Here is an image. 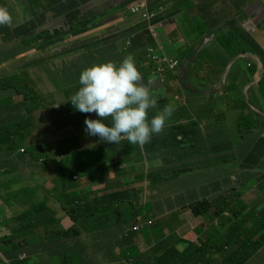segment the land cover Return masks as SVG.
Segmentation results:
<instances>
[{"label": "crops", "instance_id": "1", "mask_svg": "<svg viewBox=\"0 0 264 264\" xmlns=\"http://www.w3.org/2000/svg\"><path fill=\"white\" fill-rule=\"evenodd\" d=\"M136 1L140 0H0L12 16L10 26L0 25V228L11 235L20 233L25 240L33 235L30 250L39 257L47 252V224L32 225L29 235L27 227L17 225L25 208L17 200L7 204L3 199L25 194L29 209L40 205L42 210L57 179L53 163L80 156L89 163L114 160L105 191L77 205L88 215L112 208L91 219L107 224L68 237V243L83 246L89 264H153L152 258L165 245L174 243L183 250L187 241L213 242L234 221L221 228L222 218L196 215L192 205L203 200L215 203L223 195L231 196L228 209L247 219L246 223L241 219L243 227H259L260 219L264 221V117L250 132L242 131L249 123L247 99L259 93L256 82L261 75L251 68L259 57L253 52L234 57L222 41L234 30L264 48V0H167L165 13L152 23L131 12ZM75 17L90 19L88 30H74L50 45L37 38L40 33L69 32ZM153 43L161 54L180 60L176 70L164 74L158 90L153 84L160 75L146 55ZM205 50L221 64L207 61ZM129 54L141 73L140 83L157 100L156 107L148 110L149 120L166 105L174 108L163 132L153 134L143 147L126 139L115 144L86 135L85 119L100 118L76 110L70 101L81 86L84 69L108 61L119 66ZM13 75L30 84V97L33 90L39 93L41 107L37 100H26L20 90L6 88L3 79ZM28 102H32L29 109ZM103 122L111 126V117ZM70 177L72 182L81 181L77 190L83 196L105 184H93L84 174ZM54 208L63 211V231L72 228L74 222L65 211ZM132 226L143 228L133 233L138 236L131 233L124 238L121 234ZM155 226L161 227V238L143 234ZM38 233L44 235V245L36 238ZM8 253L15 260L13 251ZM249 264H264V245Z\"/></svg>", "mask_w": 264, "mask_h": 264}, {"label": "clouds", "instance_id": "2", "mask_svg": "<svg viewBox=\"0 0 264 264\" xmlns=\"http://www.w3.org/2000/svg\"><path fill=\"white\" fill-rule=\"evenodd\" d=\"M166 1L167 0H153V2L151 3L153 6L152 8L150 7L149 0H140L133 2L130 5V10L133 14L141 15L144 19L149 21V23H152V21L160 18L165 13L167 9ZM137 5H141L140 11H134V7ZM145 13H149V16H146ZM79 18L82 19L81 17ZM263 18H264V11H263ZM76 22L77 21L74 19L73 23ZM11 23H12V16L10 12L7 10L6 7L0 6V25L10 26ZM89 23L87 24L88 26ZM60 34L63 33H58V34L40 33L38 34L37 38H44L46 44L50 45V44H54L59 39L62 40L66 39L67 36L71 33L65 34L64 36H61ZM236 34L240 37L239 38L240 41L242 40L245 41V38L243 39V37L239 33ZM254 41L253 40L250 42L245 41L243 42V46H240L239 48H247L246 52L254 53L255 52L254 50L249 49L251 43L252 42L254 43ZM129 43H131V41H129ZM240 53L243 52L237 53L236 56L239 55ZM146 55L149 63L151 62V65L152 64L155 65L154 72H157L160 75V77L154 82V84L157 82L158 88L155 89L153 84V88L155 90H158L159 84H163L162 82L164 81V74L169 70H176L180 66V60L175 58H169L161 54V48L158 46L157 43H153L147 47ZM233 56L236 57L235 55ZM254 67L256 68L255 71H253ZM251 68L253 74H255V72L259 69L261 79L263 78L264 65L260 58L259 61L255 63L254 66ZM261 79L258 80V86H257L259 93L253 92V95L250 94L249 98L247 99V103H249L250 115L247 116L249 118V123L245 125L248 128H249V124H251V121L253 120L252 112H254V114L257 115H259L260 113L261 114L264 113V96L261 93V87H260ZM3 80L4 83H6L8 86L6 88H15L17 90H20L19 92L23 93L24 98L26 100L34 101L37 96L41 97L36 90L32 91L30 97L29 95L30 84L26 83L23 77H21V75H13ZM141 80H142L141 73L138 71L136 67L135 58L132 54L127 55L119 64V66H117L116 62L114 61H108L104 63L93 64L92 66L84 69L79 76V84L81 86L71 96L70 101L76 110L82 113H96V115L100 118V119H89V118L85 119L84 124L86 126L85 127L86 135L98 136L101 141L108 143H115V144H119L122 140L126 139L131 145L138 144L139 146L143 147L145 144L151 141L153 134L162 133L166 121L171 117L174 108L172 105H166L162 110L157 111L156 115L152 117L151 120H149L148 110L156 107L157 100L153 97L150 89L147 86L140 83ZM1 81L2 80H0V82ZM253 104H258V107L254 108ZM31 106H32V102H28V105L26 107L27 109H29ZM255 109H258V111H254ZM109 117H111V123H110L111 126L103 122L107 120ZM261 128H264V124L261 125ZM13 129L14 128H9V132H12ZM253 129L254 127L250 125V128L248 130H245V128H243L242 131L244 132V134H246L247 132H250ZM7 131L8 128H6L3 131V133H6ZM13 147L14 149H16L17 147L16 144H14ZM24 152L25 150H22V153ZM77 161L83 162V164H82V168L79 169L78 173H75L76 179L79 178L80 174H84L87 178L93 179L92 182L93 184H100L107 182L111 172V164L114 163L110 161L89 163L82 156H80V159L77 158L73 160V162H77ZM106 184L107 183L101 184V186H97V187H102V188H98L97 190H93L92 188L90 191L91 194L85 196L88 198L89 196L94 197L95 195H99L101 192L105 191ZM77 201L78 202L76 204L78 205V203H80L82 200H77ZM60 208L61 211L64 210L63 205H60ZM80 208L82 207L80 206ZM111 211L112 208H109L107 210H103V212L99 211V214H104L106 212H111ZM192 211H193V205H192ZM65 213L66 215H68L66 211ZM205 214L206 213H202L201 216ZM224 214L232 217L233 221L236 222L239 226L241 224V219L244 220L243 217L235 216L236 215L235 213H230L228 210H226ZM219 217L220 219L222 218L221 216ZM69 218L72 220L70 216ZM61 220H60V224H61ZM53 221L54 218H52V221H49L47 218V222H53ZM149 223L152 224L153 220H150ZM220 223L222 224L221 220ZM92 224L94 226L93 222ZM142 228H143L142 226L128 227L124 230V232L121 235H123L124 238H127L131 235V233L133 234L134 232H139L140 230H142ZM247 228L248 227L246 226L243 227V225H241L240 229L241 230L245 229L244 231L246 232ZM65 231L68 230H64V231L62 230V232H60V235L63 234L65 237L64 234ZM246 233L252 234V232H246ZM9 235H11L10 230L6 228H1L0 238ZM133 235L138 236L137 234H133ZM65 238L68 240L67 236ZM177 240L180 241L181 238L179 237L177 238ZM184 241L186 242V239H184ZM217 243H224V244L222 247H219L216 246ZM241 244L243 243L240 240V233L231 238L214 239L213 242H210L208 246L200 252L198 257L194 256L190 258L189 256H187L186 262H184L183 264H195L197 258L200 259V262L197 261L198 264H205V260L206 261L209 260L208 264H213L214 262H217L218 264H233L231 258L236 254L237 249L238 247L241 246ZM175 245L176 244L174 243L168 244L167 246L165 245L164 250L167 252L168 249H170L171 247L178 249ZM188 247L187 248L185 247V249H188ZM183 250H179V251H183ZM219 253L220 255H223L222 258L218 256ZM152 261L153 264H157V262H155L154 260ZM12 262L15 261L8 259L0 251V264H11ZM247 264H249V260H247Z\"/></svg>", "mask_w": 264, "mask_h": 264}, {"label": "trees", "instance_id": "3", "mask_svg": "<svg viewBox=\"0 0 264 264\" xmlns=\"http://www.w3.org/2000/svg\"><path fill=\"white\" fill-rule=\"evenodd\" d=\"M75 20L77 21L76 23H72L71 30L69 32L60 34L61 36H64L65 34L68 33H74V30L83 32L88 30V23L91 21L88 18L80 19L79 17H75ZM239 36L235 33L233 36V40H239ZM231 37L229 36V33H227L223 38L222 41L224 45L228 48H230L231 51L234 50V47L231 46ZM249 49L254 50L255 54L259 56L261 59L263 65H264V48L259 45L258 42L254 41V43H251V46ZM247 48H239L238 52H246ZM235 54V53H234ZM257 67V66H255ZM254 67V70L256 68ZM260 87H261V93L264 96V75L263 78L261 79L260 82ZM27 96V95H26ZM35 100L39 101L38 106L41 107L43 103L41 102V97L37 96ZM1 134V133H0ZM57 166L58 172H57V179L54 182V187L52 189H49V193L46 196L45 202L43 203V211L49 216V221H52V208L55 206V202L60 200L62 201V205L64 210L67 212V214L72 218L74 221L75 225L69 229L68 231H65V237H71L72 234H80L84 231L89 230L90 228L93 229H99L102 228L100 226H104L107 223L103 222L102 220H91L96 218L97 216H101L102 214H92V215H87L84 210L80 207H75L73 208L72 205L74 203H77V200H81L80 198L70 195V193L62 194L59 193V190L61 189H69V181H73L72 178L70 177L71 174L78 173L79 169L82 168L83 162H73V161H65L63 163H56L54 162ZM85 164V163H84ZM75 197V200L73 199ZM66 199H69V201H66ZM213 207V204L210 201L203 200L199 201L195 204H193V211L196 214H202V213H211L214 211H211ZM34 209L39 211L40 205L36 207H31L28 211L23 213L18 219L17 225L20 228L25 227L24 222L26 223V220L29 218H33L34 214H37L35 216V219L39 220V213L38 212H32ZM226 209H220L218 211L219 216H223L224 212ZM32 212L31 215L29 213ZM103 212V211H102ZM100 212V213H102ZM233 220L232 217L228 215L226 221L224 222L222 220V224H226L227 221ZM94 223V226L92 224ZM263 219H260V226L257 229V231H253L252 234L246 233L244 230H241V224L240 226L234 222V224L231 228L226 229L224 233H222L220 236H215L213 238H231L240 233V240L242 241L243 244H241L240 247H238L236 254L231 258V261L233 264H247V260H249V257L254 253V251L258 250L262 245H264V226L261 227V224L263 223ZM1 230V228H0ZM260 231V232H259ZM257 232V233H256ZM211 241H201L200 244H196L193 241H189V247L188 249H184L183 251H179L178 249L171 247L168 249L166 252L165 246L162 249H159L158 253L159 256L153 257L152 260L157 262V264H183L186 262L187 256L190 258L197 256L200 254V252L205 249L208 244ZM31 248L28 247L24 235L17 233L13 234L11 236H5L0 238V251L6 256L8 259L11 257V255L8 253V250L13 251V257L14 259H11L15 261L17 264H52L50 261L51 258L49 254L44 257H39L32 253L30 250ZM27 252L29 254V257L27 256L26 258H21V253ZM27 254V255H28ZM20 255V256H19ZM197 261L200 262V259L197 258L195 264H198ZM209 260H205V264H208Z\"/></svg>", "mask_w": 264, "mask_h": 264}, {"label": "rangeland", "instance_id": "4", "mask_svg": "<svg viewBox=\"0 0 264 264\" xmlns=\"http://www.w3.org/2000/svg\"><path fill=\"white\" fill-rule=\"evenodd\" d=\"M236 33V31H231L229 32V36L231 37V46L234 47V50L231 51L229 48V53L231 55H235L238 52V48L240 46H243V40H233V36ZM225 36V35H224ZM223 36V37H224ZM218 40H220V38H218ZM240 41V42H239ZM236 43L238 44V48L236 49L235 45ZM235 53V54H234ZM204 56L205 59L207 61H209L212 64H221L214 56L213 52H211L210 50H205L204 51ZM257 86H258V81L256 82ZM253 116V120L251 121V125L252 127H255L258 123H260L264 117V113H262L261 115H257V114H252ZM245 128V130H248L249 128L244 125L243 126ZM19 144H23V145H31V141H19ZM70 160H67V162ZM110 162H114V160H110ZM81 181L79 182H72L69 181V189H61L59 190V193L62 192V194H66V193H70V195L76 196L78 198H80L81 200L86 201L87 197L83 196V194L81 193V191H78L77 188L80 186ZM75 199V197H74ZM15 200H17L20 204V206L24 207L25 210L22 213H25L26 211L29 210L30 206H27V199H26V195H21V194H11L9 197H6L3 199L4 202H6L7 204L9 203H14ZM66 201H69V199H66ZM83 201V202H84ZM231 203V196L230 195H223L217 202L212 203L213 207L211 209V212L209 214H213L216 215L218 214V211L220 209H226L228 210L230 213H235L236 211H230L228 209L229 204ZM62 205V201L60 202V200L55 202V206H60ZM16 207L14 208L15 212H19V208L17 206H13ZM73 208L77 207V204L74 203L72 205ZM83 208V207H82ZM4 209V208H2ZM32 212H38L39 213V220L35 219V216H37V214H34L33 218H29L26 220L25 227H27V232L32 233L34 232V229L31 228L32 225H35L37 223H41L44 226V224L46 223L48 226V241L46 244V248H47V252L43 253L44 256H47L49 254L50 258H51V262L52 264H89L88 260L86 259L85 255L86 252L82 250L83 246L82 245H77V246H73L72 244L68 243V240L64 237V235H60V232H62L63 228L62 226L65 228L63 221L60 224V220L64 217L63 212L59 213L57 212L56 208H52V218H54L53 222H47V218L49 219V216L44 213L43 210L37 211L36 209H34ZM32 212L29 213V215L32 214ZM207 215V213L205 214ZM228 215L224 214L222 216V220L225 222L227 219ZM213 218V216H209V220H211ZM244 221L245 223L248 222L247 219L245 217ZM69 220L72 222V220L69 218ZM215 220V218H214ZM204 221V220H203ZM218 223V222H216ZM204 224H208V222L205 220ZM220 227H221V223H220ZM200 228H204V225H201ZM259 227H248L247 230L248 232H253V231H257ZM218 229V228H217ZM38 230V229H37ZM161 227L160 226H155V227H150L148 228L146 231H143V234H145L146 232H149L150 235H154L155 237L161 238ZM219 230V229H218ZM260 232V231H259ZM257 233V232H256ZM30 235V234H29ZM36 238L38 240H41L42 244L44 245V235H40L39 233L36 235ZM28 247L32 248L35 244V238L33 235H30L29 239L25 240ZM224 243H217L216 246L222 247ZM90 250H87V252H89ZM11 264H17L16 262H12ZM26 264V263H25ZM213 264H218L217 262H214Z\"/></svg>", "mask_w": 264, "mask_h": 264}, {"label": "built area", "instance_id": "5", "mask_svg": "<svg viewBox=\"0 0 264 264\" xmlns=\"http://www.w3.org/2000/svg\"><path fill=\"white\" fill-rule=\"evenodd\" d=\"M140 10H141V5H137V6L134 7V11H140ZM145 15L149 16V13H145Z\"/></svg>", "mask_w": 264, "mask_h": 264}, {"label": "water", "instance_id": "6", "mask_svg": "<svg viewBox=\"0 0 264 264\" xmlns=\"http://www.w3.org/2000/svg\"><path fill=\"white\" fill-rule=\"evenodd\" d=\"M154 88H155V89L158 88L157 82L154 84Z\"/></svg>", "mask_w": 264, "mask_h": 264}]
</instances>
